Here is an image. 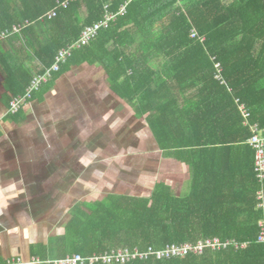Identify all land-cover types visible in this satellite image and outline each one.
<instances>
[{
    "label": "trees",
    "instance_id": "1",
    "mask_svg": "<svg viewBox=\"0 0 264 264\" xmlns=\"http://www.w3.org/2000/svg\"><path fill=\"white\" fill-rule=\"evenodd\" d=\"M64 1L0 0V35L29 22L14 39L40 63L33 71L15 52L0 53L13 96L23 94L36 74L53 66L59 50L77 40L86 25L102 19L106 6L116 12L127 0H77L57 18L40 21ZM193 29L198 37H191ZM97 61L118 94L148 115L161 149L182 155L196 148L211 150L204 161L200 151H192L191 159L181 157L194 170L193 188L186 195L160 184L148 196L109 195L79 205L63 237L70 248L67 256L89 257L119 248L161 250L218 238L248 246L125 264H264L255 159L248 168L250 184L248 178L238 184L230 173L244 168L230 151L245 144L255 154L249 144L251 125L264 129V0H131L125 13L90 45L74 51L59 75ZM216 63H221L226 83L216 78ZM181 99L187 103L183 108ZM203 167L206 174L200 172Z\"/></svg>",
    "mask_w": 264,
    "mask_h": 264
},
{
    "label": "crops",
    "instance_id": "2",
    "mask_svg": "<svg viewBox=\"0 0 264 264\" xmlns=\"http://www.w3.org/2000/svg\"><path fill=\"white\" fill-rule=\"evenodd\" d=\"M1 35L0 53L15 52L37 71L39 60L14 39L16 33ZM13 97L0 58V264L10 258L46 264L67 256L63 237L79 205L109 195L148 196L160 184L178 195L190 193L194 170L181 157L200 151L204 161L211 150L182 155L161 149L148 115L118 94L99 61L57 73L16 115L8 114ZM230 152L244 165L230 173L238 184L246 178L250 184L255 154L245 144ZM35 259L41 263L30 262Z\"/></svg>",
    "mask_w": 264,
    "mask_h": 264
},
{
    "label": "built area",
    "instance_id": "3",
    "mask_svg": "<svg viewBox=\"0 0 264 264\" xmlns=\"http://www.w3.org/2000/svg\"><path fill=\"white\" fill-rule=\"evenodd\" d=\"M77 0H65L64 2H60L58 6L51 10L49 13L40 18V21H44L45 19H55L59 15V11L62 9H66L70 6L72 2ZM131 2V0H127L125 4L120 6L119 10L116 12H111L108 10V6L105 7L106 13L103 18L92 23L86 25L79 38L73 42H69L67 45L62 47L57 56L53 66L46 68L43 73L36 74L29 86L26 88L23 94L14 96L11 99V106L8 114L16 115L22 109H24L34 98V95L42 89L45 85H48L51 80L54 79L57 73H60L63 66L68 63L69 58L72 56L76 49H80L82 47L88 46L91 42L96 39L99 35L100 31L103 28H108L112 23H114L120 15H123L126 11L127 5ZM29 22L24 24L15 25L11 29L5 30L1 36L8 37L11 34H20L23 28H25ZM191 37H198V33L196 30H192L190 33ZM200 40L203 42L205 37H200ZM216 69H218V74L216 78L221 80L223 83H226L223 79V67L221 63H216ZM245 118L248 119L250 117V113L247 108L243 105L241 107ZM248 125V121L245 122ZM254 135L249 139V143L255 149V157H256V173L257 179L260 183V188L258 190V206L263 210V216L259 220L260 234L258 237V243L264 246V129H261L257 124L251 125ZM235 247V249H244L248 246V243L240 244L236 240H227L222 241L218 238L212 239H204L200 240L197 243H183V244H172L167 246L164 249L158 250L153 247L148 248L146 251H141L138 248L128 249V248H119L112 249L110 251H106L101 254H94L89 257H83L80 254H73L65 256L64 258L56 259L53 261L42 262L46 264H94L97 262H101L103 264H125L131 262L133 260H145L150 257H155L158 260H166L173 258H185L190 254L193 255H201L205 249H210L213 251L227 249L229 247ZM31 263H41L39 260H31ZM20 258L16 259H8L5 264H22Z\"/></svg>",
    "mask_w": 264,
    "mask_h": 264
}]
</instances>
